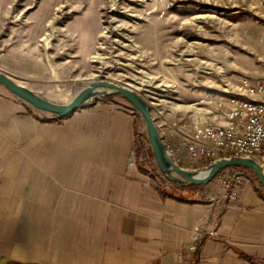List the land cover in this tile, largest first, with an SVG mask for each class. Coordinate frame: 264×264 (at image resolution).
I'll return each instance as SVG.
<instances>
[{
	"label": "rangeland",
	"instance_id": "rangeland-1",
	"mask_svg": "<svg viewBox=\"0 0 264 264\" xmlns=\"http://www.w3.org/2000/svg\"><path fill=\"white\" fill-rule=\"evenodd\" d=\"M155 2L0 0V70L59 104L69 103L93 81L109 80L134 89L148 101L161 134L174 147V160L189 170L206 169L204 162L192 158L182 147L183 131L211 120L217 101L243 77L264 80V49L256 47L259 37L264 38V0ZM113 4L124 13L111 11ZM197 14L207 15L194 19ZM77 112L120 114L124 142L135 137V143L138 140L148 145L140 112L122 94L100 95L73 115ZM65 119L37 109L0 83L3 247H27L34 237L43 240L45 234L57 246L59 239H65L67 227L70 236H75L74 220H49L45 228L43 220L35 221L34 227L27 218L29 133L37 130L39 123L55 132ZM263 159L264 149L260 162ZM128 165L139 170L135 148ZM139 171L158 191L162 185L159 179L148 169ZM245 183L264 194L256 173L246 167L221 170L208 187L210 194L220 186L233 195L235 188ZM55 207L59 205H53V211ZM188 250L195 252L190 247ZM184 258L180 252L178 260ZM0 264H15L8 251L0 253Z\"/></svg>",
	"mask_w": 264,
	"mask_h": 264
},
{
	"label": "crops",
	"instance_id": "crops-1",
	"mask_svg": "<svg viewBox=\"0 0 264 264\" xmlns=\"http://www.w3.org/2000/svg\"><path fill=\"white\" fill-rule=\"evenodd\" d=\"M122 122L117 113L77 112L55 132L35 125L27 147V218L45 228L49 220H74L76 233L67 227L57 246L45 234L27 247L0 245V253L8 251L15 264H250L242 250L264 264V194L245 183L235 190L237 200L220 186L206 203L164 195L128 165L135 137L124 142ZM197 225L219 234L202 240L196 262L188 247Z\"/></svg>",
	"mask_w": 264,
	"mask_h": 264
},
{
	"label": "built area",
	"instance_id": "built-area-1",
	"mask_svg": "<svg viewBox=\"0 0 264 264\" xmlns=\"http://www.w3.org/2000/svg\"><path fill=\"white\" fill-rule=\"evenodd\" d=\"M213 112L214 119L202 120L190 131H183L180 143L184 150L192 158L204 162L206 168L233 157L260 161L264 149V80L243 77L238 85L227 89ZM164 140L171 154L174 147ZM236 192L232 195L234 200L238 199ZM218 234L215 227L197 225L190 249L196 251L205 237Z\"/></svg>",
	"mask_w": 264,
	"mask_h": 264
},
{
	"label": "water",
	"instance_id": "water-1",
	"mask_svg": "<svg viewBox=\"0 0 264 264\" xmlns=\"http://www.w3.org/2000/svg\"><path fill=\"white\" fill-rule=\"evenodd\" d=\"M0 83L6 85L15 94L31 103L41 111H48L55 114L56 117H67L73 114L77 109L87 104L92 99L100 95L119 93L124 95L140 112L143 121L146 124L148 137L156 155L157 162L161 169L173 180L180 183L209 184L213 178L223 169L228 167H246L252 169L260 182L264 186V167L260 161L249 157H233L224 159L212 166L207 167L206 176H196V170H189L180 166L169 153L164 137L153 118L151 107L148 101L136 90L127 86L120 85L109 80L93 81L85 86L81 91L75 94L74 98L67 104L52 102L33 90L16 82L10 75L0 70ZM102 89L103 92L96 97H91L96 89Z\"/></svg>",
	"mask_w": 264,
	"mask_h": 264
},
{
	"label": "trees",
	"instance_id": "trees-1",
	"mask_svg": "<svg viewBox=\"0 0 264 264\" xmlns=\"http://www.w3.org/2000/svg\"><path fill=\"white\" fill-rule=\"evenodd\" d=\"M67 117H63V118L58 117V120H62ZM41 120L48 121L49 119L42 118ZM136 134L138 133L136 132ZM146 139L148 141V145L139 144L138 140H136V143H135V155L139 161L138 167L141 171H145L147 169L150 170L151 173L154 175V177L156 179H159V181L162 183V185L159 187L160 192L166 196H173L177 198L178 200H181L184 202H191V203L209 202L210 200V191L208 187L209 185L208 184H195V183H180L178 181L171 179L159 166L157 159H156V155L153 151L152 145L148 138V134L146 136ZM170 185L175 188L170 187ZM198 248L195 251L196 262L198 261V257H199ZM239 253L241 257L248 260L250 264H257L255 257L247 254L246 252L242 250H240Z\"/></svg>",
	"mask_w": 264,
	"mask_h": 264
},
{
	"label": "bare ground",
	"instance_id": "bare-ground-1",
	"mask_svg": "<svg viewBox=\"0 0 264 264\" xmlns=\"http://www.w3.org/2000/svg\"><path fill=\"white\" fill-rule=\"evenodd\" d=\"M63 0H53V2L57 3V2H62ZM168 0H156L155 3H158V4H161L162 2L163 3H166ZM162 5V4H161ZM160 5V6H161ZM111 11H114V12H118V13H124L122 10H118V6H116L115 4L111 5ZM126 12V11H125ZM207 14H197L195 15L194 19L195 18H201V17H205ZM185 23H188V21H186ZM262 37H259V40H257V45L256 47H258L259 49H264V38L261 39ZM103 92L102 89H96L93 94L91 95V97H96L97 95H100L101 93ZM261 165L264 167V159L260 162ZM208 173V171L204 170V169H201V170H196L195 172V175L196 176H206Z\"/></svg>",
	"mask_w": 264,
	"mask_h": 264
}]
</instances>
